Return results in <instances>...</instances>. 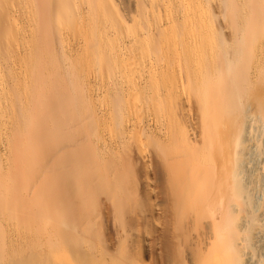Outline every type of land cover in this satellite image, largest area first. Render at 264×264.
Segmentation results:
<instances>
[{"label": "bare ground", "instance_id": "6f19581e", "mask_svg": "<svg viewBox=\"0 0 264 264\" xmlns=\"http://www.w3.org/2000/svg\"><path fill=\"white\" fill-rule=\"evenodd\" d=\"M0 264H264V0H0Z\"/></svg>", "mask_w": 264, "mask_h": 264}, {"label": "rangeland", "instance_id": "374dc122", "mask_svg": "<svg viewBox=\"0 0 264 264\" xmlns=\"http://www.w3.org/2000/svg\"><path fill=\"white\" fill-rule=\"evenodd\" d=\"M98 83V82H97ZM3 116V115H2ZM4 119V118H3ZM33 121V120H32ZM3 132V131H2ZM2 135H5V133L4 134H2ZM3 137H5V136H3Z\"/></svg>", "mask_w": 264, "mask_h": 264}]
</instances>
